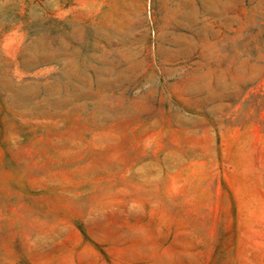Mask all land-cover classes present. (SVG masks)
<instances>
[{
    "label": "rangeland",
    "instance_id": "rangeland-1",
    "mask_svg": "<svg viewBox=\"0 0 264 264\" xmlns=\"http://www.w3.org/2000/svg\"><path fill=\"white\" fill-rule=\"evenodd\" d=\"M0 8V264H264V0Z\"/></svg>",
    "mask_w": 264,
    "mask_h": 264
},
{
    "label": "trees",
    "instance_id": "trees-1",
    "mask_svg": "<svg viewBox=\"0 0 264 264\" xmlns=\"http://www.w3.org/2000/svg\"><path fill=\"white\" fill-rule=\"evenodd\" d=\"M16 18H17V16H14V19L12 20V19H9V18L1 17V14H0V26L3 27V28H7L9 24H12V23L15 22L14 20Z\"/></svg>",
    "mask_w": 264,
    "mask_h": 264
}]
</instances>
